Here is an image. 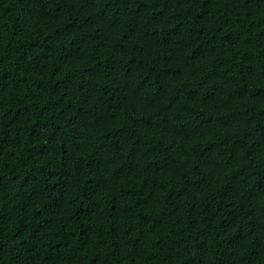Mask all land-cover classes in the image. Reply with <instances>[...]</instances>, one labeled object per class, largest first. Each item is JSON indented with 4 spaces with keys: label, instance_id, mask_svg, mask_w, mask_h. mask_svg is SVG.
I'll use <instances>...</instances> for the list:
<instances>
[{
    "label": "trees",
    "instance_id": "16d2710c",
    "mask_svg": "<svg viewBox=\"0 0 264 264\" xmlns=\"http://www.w3.org/2000/svg\"><path fill=\"white\" fill-rule=\"evenodd\" d=\"M0 264H264V0H0Z\"/></svg>",
    "mask_w": 264,
    "mask_h": 264
}]
</instances>
